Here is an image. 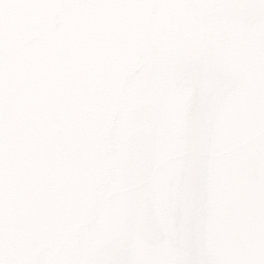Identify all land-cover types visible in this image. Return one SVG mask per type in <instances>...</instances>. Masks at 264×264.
Returning <instances> with one entry per match:
<instances>
[{"label":"water","instance_id":"95a60500","mask_svg":"<svg viewBox=\"0 0 264 264\" xmlns=\"http://www.w3.org/2000/svg\"><path fill=\"white\" fill-rule=\"evenodd\" d=\"M37 2L9 56L52 83V219L133 264H236L264 235V9Z\"/></svg>","mask_w":264,"mask_h":264},{"label":"snow or ice","instance_id":"6c2138e0","mask_svg":"<svg viewBox=\"0 0 264 264\" xmlns=\"http://www.w3.org/2000/svg\"><path fill=\"white\" fill-rule=\"evenodd\" d=\"M43 6L37 0H0V264H133L110 246L81 247L84 230L54 221L44 204L46 153L59 133L45 98L52 83L9 56L12 37ZM243 6L264 9V2ZM169 264H184L179 251ZM236 264H264V235L241 251Z\"/></svg>","mask_w":264,"mask_h":264}]
</instances>
